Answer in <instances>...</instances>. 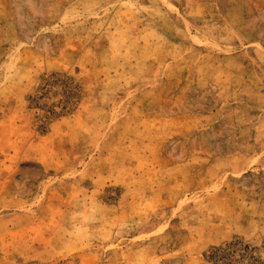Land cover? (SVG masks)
Returning a JSON list of instances; mask_svg holds the SVG:
<instances>
[{
    "label": "rangeland",
    "instance_id": "rangeland-1",
    "mask_svg": "<svg viewBox=\"0 0 264 264\" xmlns=\"http://www.w3.org/2000/svg\"><path fill=\"white\" fill-rule=\"evenodd\" d=\"M264 264V0H0V264Z\"/></svg>",
    "mask_w": 264,
    "mask_h": 264
},
{
    "label": "trees",
    "instance_id": "trees-1",
    "mask_svg": "<svg viewBox=\"0 0 264 264\" xmlns=\"http://www.w3.org/2000/svg\"><path fill=\"white\" fill-rule=\"evenodd\" d=\"M232 249L229 245L225 247H213L208 254V259L212 264H221L233 261Z\"/></svg>",
    "mask_w": 264,
    "mask_h": 264
}]
</instances>
